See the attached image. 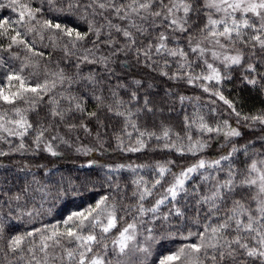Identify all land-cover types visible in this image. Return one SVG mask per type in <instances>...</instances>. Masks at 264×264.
Segmentation results:
<instances>
[{"label":"snow or ice","instance_id":"6c2138e0","mask_svg":"<svg viewBox=\"0 0 264 264\" xmlns=\"http://www.w3.org/2000/svg\"><path fill=\"white\" fill-rule=\"evenodd\" d=\"M32 5L33 0H0V10L11 9L16 14L15 19L0 18V37L8 41L7 45L0 43V53L8 52L12 58L23 59L18 70H6L0 78V143L9 144L11 152L44 151L58 157L61 153L55 150L56 142L71 146L61 135V128L67 133L82 130L91 135L92 123L102 129L106 127L104 120L115 116L123 120L120 131L113 134L117 148L122 151H141L147 147V141L155 140L162 150L197 156L211 149L215 141L220 149H227V153L211 160L200 158L179 172L171 170L174 161L157 162L158 178L150 185L142 178L132 182L136 186L132 193L137 198L135 205H122L117 199L121 186L113 184L109 177L110 194L70 211L50 225L10 236L5 247L0 248V264H20L21 261L26 264H113V260L115 264H136L137 261L147 264L153 246L173 238L176 233L163 226L158 230L148 228L147 235L139 240L134 219L113 236V230L122 219L118 218V212L122 207L133 208L140 216L152 213L154 219L167 224L170 217L185 218V210L173 204L167 213L159 217L156 213L166 202H178L177 197L182 193L195 197L198 206H207V215L203 221L198 216L193 219L198 231H188L183 237H196V242L161 256L158 264H264V108L253 114L242 113L219 90L225 81L233 79L232 71L240 70L241 84L257 87L264 93V71L260 70L264 68V0H39L40 6ZM45 13L63 14L69 19L76 17L87 30L80 31L78 26L69 27L59 22L60 16L47 19ZM45 32L51 33L49 39L53 47L57 46V39L66 37L63 51L77 62L72 71L46 69L43 82L33 83L30 76L24 75L25 70L30 67L31 57H43L44 53L37 52L27 37L35 34L43 40ZM85 43L91 46L85 47ZM14 48L30 56L22 58L20 51L14 52ZM77 52L80 55L77 56ZM190 54L196 59H189ZM120 56L124 60L119 61V66L124 70L143 65L169 80L183 81L218 97L228 106L230 115L235 116V126L228 119L209 124L205 116L194 113L185 115L183 135L163 123L159 131L141 129L134 117L154 113L147 91L153 84L147 83L143 96L140 95L145 85L143 79L131 81L135 90L123 83L116 84V89L124 88L129 92L128 100L121 98L111 87V77L117 75L111 65L117 63ZM171 63H175L176 71L170 75L166 69ZM82 65H99L104 75L92 70L85 75ZM3 66L4 60L0 57V67ZM196 67L201 70L197 72ZM73 85L80 87L73 92ZM166 95L174 93L168 90ZM178 99L183 104L194 98L179 95ZM89 100L95 102V110H89ZM137 104L139 107L133 110ZM41 106L46 109L43 115L38 110ZM212 111L214 113L215 109ZM31 114L34 120L30 119ZM241 127L249 129L254 139L237 146L234 138L245 135ZM133 136L134 145L126 146L125 138L132 141ZM10 138H16L18 144L13 146ZM96 138L101 139L99 130ZM76 151L87 155L92 150L79 147ZM237 153L247 158L243 168L236 167ZM9 154L0 150V156ZM94 163L89 161L88 166ZM209 169L222 173L224 178L211 173L204 175L202 180L209 185L207 190L201 193L197 185L188 193L185 184L192 174ZM167 174L172 176V182L152 207L145 208L143 202L153 195V190ZM32 175L31 184L39 186L33 189L40 194L39 208L35 203L29 207L25 200V196H30L35 201V196L28 191L29 184L12 196L3 193L0 238L13 222L39 215L45 210V203L51 201V207L46 209L51 214L57 202L82 199L84 192L91 191L87 187L92 183L90 180L76 184L61 175L49 187L36 179L35 173ZM33 237H38V241H31L25 248V241Z\"/></svg>","mask_w":264,"mask_h":264},{"label":"trees","instance_id":"16d2710c","mask_svg":"<svg viewBox=\"0 0 264 264\" xmlns=\"http://www.w3.org/2000/svg\"><path fill=\"white\" fill-rule=\"evenodd\" d=\"M33 7H38L39 0H33ZM60 16V21L67 24L69 27H77L80 31H86L87 26L83 21L77 19L76 17L65 18L63 14L58 13H45V18L54 19V17ZM11 17L16 18V14L11 11V9L0 10V18ZM55 22V20H54ZM162 30V29H161ZM151 31V29H150ZM155 35V33H153ZM44 39L41 40L38 35L31 34L27 39L34 44V48L37 52H43V57L35 56L31 57L29 63L30 67L25 70L24 75L30 76L33 83L43 82L45 79V70H57V68H64L66 71L74 70L73 66L77 62L75 57L69 58L65 55L63 51V45L67 43V38L57 39L56 47L52 46V40L49 39L51 36L50 32H45ZM0 43L7 45L8 41L5 38L0 37ZM85 47H90L91 45L85 43ZM170 46H175L170 44ZM181 47H185L184 43H181ZM188 49L185 47V51ZM14 52L20 51L21 57L30 56L29 53L23 52L20 49H13ZM76 55H80L77 52ZM0 57L4 60V66L0 67V78L6 74V70H18L23 63V59L12 58L11 53L2 52ZM189 59L195 60V56L190 54ZM124 57L120 56L118 62L111 65L115 69L116 76L111 77V87H113L118 95L124 100L130 98L129 92L124 88L116 89L115 85L123 83L128 85L132 90L135 87L131 85L133 79H143L145 81L144 88L141 89L140 95L143 96L145 89H147V83H152L153 87L147 89L148 98L152 100L154 113H142L138 117H134L137 123L140 125L141 129L147 128L149 130L159 131V126L161 123L168 125L174 129L176 132H180L183 135V119L185 115L192 116L194 113H199L205 116L209 124H215L217 121H222L228 119L229 122L235 126V116L230 115V109L223 101L219 100L218 97L206 93L200 87L194 85H187L183 81H173L166 77L160 76L158 72H152L150 69L140 66H134L131 69L124 70L119 66V61H123ZM134 64L135 62L132 61ZM83 69V74H87L90 70L95 71L98 75H104L103 69L99 65H87L81 66ZM171 75L176 71L175 63H171V67L166 69ZM199 72L200 67L195 69ZM264 71V68L260 69ZM233 79L231 81H225L219 90L223 95L233 101L236 105L238 111L247 114H253L259 109L264 108V93H261L259 88L250 85H244L240 83V70H235L231 72ZM67 87V85H65ZM79 85H73L72 91L75 92L79 88ZM171 90L174 95L167 96L166 91ZM105 95H107V90H105ZM184 95L186 97H192V100H186L183 104L180 103L178 96ZM195 98H199L198 100ZM47 100V97H45ZM215 101V103H212ZM143 101L141 100L140 103ZM23 106V105H21ZM7 107V106H5ZM139 107V104L133 106ZM89 110H95V102L89 100L88 102ZM212 109H215L213 113ZM43 115L46 110L44 106L38 109ZM30 119H35L34 114L30 115ZM102 119H104L102 117ZM104 123L106 127L102 129H97L95 123H92V134L89 135L84 131L80 130L73 133H67L63 128L60 129V133L65 139L70 141V145H65L60 142H56L55 150L60 152L61 155L58 157H53L47 152L41 151L39 153L32 152H11L9 144L0 143V150L10 152L9 155L0 156V200L4 199L3 193H7L8 196H12L16 193L22 192L25 184H29L30 187L28 191L35 196V201L32 200L30 196H25V200L28 202V206L32 207L33 203L39 208L40 206V194L34 192L33 189L39 187L38 185L31 184L33 179V173H35V178L40 180L41 183L47 184L52 187L57 180L60 179L61 175L71 178L76 184L85 182L87 180L92 181L87 187L91 191H86L83 194V198H75L71 202L60 201L57 202L56 208L53 209L51 214H48L46 209L51 207V201L44 204V209L40 211V214L33 216L31 218L24 217L23 221L13 222V226L8 228L3 238H0V248H4L7 240L10 236L21 234L27 231H31L34 228H42L44 225H50L56 220H61L70 211L76 210L78 207H84L87 204L94 203L102 195L111 193V186L109 184L108 178H111L113 184L119 183L121 186V192L117 199L121 200L122 205H135L137 203V198L132 195L136 190V186L132 183L134 180L142 178L144 181L153 182L158 178L155 171V165L157 162L160 164H166L168 161H174L173 165H170L172 172H179L182 168H186L194 163L200 158L206 160L215 159L220 154H226L227 149H220L215 141H213V146L211 149L205 150L203 153L193 156L190 154L180 155L179 153L171 150H162L157 147V141L150 140L147 141V147L141 151H122L117 148V141L114 138V133L119 132L123 120L120 117H111L110 119H105ZM101 132V139L98 141L96 138V131ZM245 133L243 138H234V142L237 146L244 144L249 139H254L253 134L247 128L241 127L240 129ZM131 131V129H129ZM195 131L193 132V138H196ZM78 137V139H77ZM12 140V145L18 144L16 138H10ZM135 136L133 140L129 141L125 138L124 143L126 146L134 145ZM26 143L30 144V140H26ZM101 143L103 146L101 147ZM221 143L223 139L221 138ZM79 147H84L91 149L87 155L83 152H77L76 149ZM230 147V146H229ZM257 147H259L257 145ZM247 158L242 153H237L235 160L239 161L236 167L243 168L244 161ZM89 161H94L95 163L89 167ZM27 165V170L25 169ZM40 165H44V168H40ZM124 165L125 167H118ZM131 165L133 168H129ZM143 167H137L141 166ZM111 170H109V167ZM227 168V164H225ZM51 169V171H48ZM211 173L220 179L224 176L222 173H216L214 170H201L198 173L192 174L191 178L186 181L185 188L188 193L194 191V187L199 185L201 193L205 192L209 185L202 180V176ZM172 182V176L167 174L165 179L162 181L161 185H158L156 189L153 190V195L148 197L143 203L145 208H150L154 205L155 201L160 198L163 194L164 189L169 186ZM114 194V193H112ZM247 196V191L244 192ZM239 199V195L236 197ZM178 202H166V204L161 205L156 217L165 214L173 207V204L177 207H181L185 210V218L170 217L167 224L159 219H154L152 213H147L140 216L133 208H121L118 212L119 220L117 229L113 230L112 235H116L120 228L126 226L128 223H132L135 219L137 223L138 239L143 240L144 235H147L146 229L152 228L154 230L160 229L162 226L168 228L169 231L176 233V235L163 242L159 245L153 246V251L151 257L148 259L147 264H158V259L173 252L184 244L196 242V237H190L188 239H183L187 235L188 231L196 232L198 228L192 223V220L197 218V216L203 221V217L207 215V206H198L195 203V197L192 195H185L182 193L177 197ZM23 203V201L21 202ZM15 206V202L13 203ZM230 206V205H229ZM223 207L221 209V215L223 214ZM143 220L141 224L140 221ZM171 225L169 228L168 226ZM38 237L29 238L25 241L24 247L30 246L31 241H38ZM12 259V257H9ZM135 260L136 258L133 257ZM20 264H26V262L21 261ZM113 264L115 261L113 260ZM139 264V261L136 262Z\"/></svg>","mask_w":264,"mask_h":264}]
</instances>
